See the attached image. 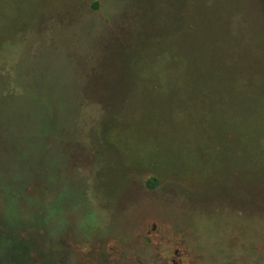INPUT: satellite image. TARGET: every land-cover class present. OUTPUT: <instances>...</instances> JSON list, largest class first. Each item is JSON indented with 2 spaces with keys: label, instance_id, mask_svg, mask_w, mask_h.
Returning a JSON list of instances; mask_svg holds the SVG:
<instances>
[{
  "label": "rangeland",
  "instance_id": "374dc122",
  "mask_svg": "<svg viewBox=\"0 0 264 264\" xmlns=\"http://www.w3.org/2000/svg\"><path fill=\"white\" fill-rule=\"evenodd\" d=\"M12 23L7 54L66 51L95 104L51 148L67 264H264V0H0Z\"/></svg>",
  "mask_w": 264,
  "mask_h": 264
},
{
  "label": "trees",
  "instance_id": "16d2710c",
  "mask_svg": "<svg viewBox=\"0 0 264 264\" xmlns=\"http://www.w3.org/2000/svg\"><path fill=\"white\" fill-rule=\"evenodd\" d=\"M212 12L207 15L208 21L218 14L215 5ZM238 19L229 16L227 30L223 29L237 38L240 30L245 29L242 24L241 28L238 26ZM13 25L16 26L12 23L9 27H0V138L6 147L0 154V173L4 177L0 183V264H67L61 258L64 249H58L65 241L61 226L50 227L53 222L60 223L56 220L63 216L51 206L54 203L56 209L60 207L62 193L55 186L54 178L62 173L49 160L51 151L60 148L63 140H71L87 121L95 123L92 117L95 104L86 96L85 78L82 80L72 70L62 67L63 63L70 65L66 51L57 55L43 51L50 60L29 54L26 45L16 58L7 54L8 49L15 47V40L10 41L18 34ZM4 30L6 34L2 35ZM96 32L92 31L90 36L95 37ZM234 40L229 41L236 46ZM100 88L97 87L98 91ZM75 108L78 113L71 123L68 118ZM24 136L31 138L30 146L18 144L14 148V141ZM4 157L10 158L6 161ZM155 180L152 178L148 183L152 186ZM51 189L57 190L52 196ZM258 218H241V238L246 239L243 244L246 247L249 242L264 240V229L260 232L255 227L258 221L264 226V220Z\"/></svg>",
  "mask_w": 264,
  "mask_h": 264
}]
</instances>
